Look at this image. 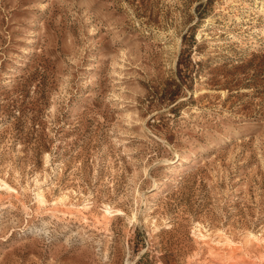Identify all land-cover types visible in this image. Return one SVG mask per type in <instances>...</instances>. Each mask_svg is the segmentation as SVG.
<instances>
[{"label": "rangeland", "instance_id": "rangeland-1", "mask_svg": "<svg viewBox=\"0 0 264 264\" xmlns=\"http://www.w3.org/2000/svg\"><path fill=\"white\" fill-rule=\"evenodd\" d=\"M0 264H264V0H0Z\"/></svg>", "mask_w": 264, "mask_h": 264}, {"label": "bare ground", "instance_id": "bare-ground-1", "mask_svg": "<svg viewBox=\"0 0 264 264\" xmlns=\"http://www.w3.org/2000/svg\"><path fill=\"white\" fill-rule=\"evenodd\" d=\"M185 158H183V160H184ZM157 187V184L156 183H154V188H156ZM107 211V210H106Z\"/></svg>", "mask_w": 264, "mask_h": 264}]
</instances>
